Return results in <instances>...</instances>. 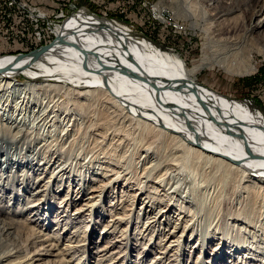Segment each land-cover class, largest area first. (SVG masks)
I'll use <instances>...</instances> for the list:
<instances>
[{
  "label": "rangeland",
  "instance_id": "1",
  "mask_svg": "<svg viewBox=\"0 0 264 264\" xmlns=\"http://www.w3.org/2000/svg\"><path fill=\"white\" fill-rule=\"evenodd\" d=\"M157 3L161 1L0 0V54H23L45 43L37 45L32 40L35 36V17L31 22L30 12L54 14H50L44 23H40L44 29L48 26L54 28L56 24H63L57 23L56 18L61 15V10L77 5L98 14L106 22L122 23L128 26L131 33L162 45L164 51L180 55L188 68L199 67L195 73L199 83L218 94L243 102L253 112L264 113V59L257 57L255 73H227L214 63L202 59L206 41L203 29L191 26L187 19L175 18L174 15L169 16V22L157 21ZM166 8L173 13L170 7ZM80 13L92 14L86 10ZM181 25L183 27H179ZM234 32L242 34L243 25L239 23L237 27H232L231 33ZM18 42L26 43L27 49L20 50L19 53V49L14 47ZM16 79L22 84L21 87L18 85L12 87L14 91L3 92L1 103L9 102L5 114L11 118L10 122H13L14 114L16 124L23 127L25 135L15 144L10 137H3L2 142L0 141V220L9 222L16 228L13 230L15 234L0 233V255L12 250L20 258L29 252L30 258L26 259L30 261L29 264H59L61 257H66L68 264H149L156 255L165 256L160 264H233L237 257L231 252L230 246L225 247V251L212 262L214 248L220 244L219 237L228 230L236 235L242 232L241 235L246 239L245 244L249 247H246L247 250L254 253L253 260L245 258L246 256L241 258L240 255L238 264H264V194L256 197L257 199L254 196L251 200L250 211L254 208L253 223L246 224L242 220L227 218V214L231 212L242 215L243 210L247 209L248 195L238 194L241 190L235 188V185L224 184L220 180L215 186L210 184L208 187L207 180L211 177L209 170L204 172L203 179L195 183L194 187L196 175L184 179L185 182H174V188L168 190L174 196L175 207L169 205L171 211L174 216H178V208L184 206L186 209L180 210L178 235L170 238V241L178 238L180 240L176 244L180 245L173 244L175 247L168 250L169 253L161 254L160 251H164L158 245L163 236L161 231L168 229L164 232L168 235L174 229L177 219L174 217L167 224L161 218L157 226L146 228L147 215L138 214L142 206V202L138 201L140 194L136 198L132 196L138 191L139 180H143L142 184L148 192L162 189L156 181L148 182L143 177L142 173L149 160L140 156L144 151L138 145L143 133L149 134L146 144L151 145L157 137L155 133L141 125V131L133 134L129 143H122L117 147L118 137L113 139L110 132L105 134L107 126L101 124L104 111L93 117L92 107L89 105L88 117L77 116L68 107L71 99L69 104H65L70 110H64L65 106H55L66 101L64 94L63 98L62 95L45 97L40 94L38 101H34L31 93L23 89L26 80L21 76ZM8 117H0V120L4 123ZM18 130L17 127L14 131ZM104 134L105 137L101 136ZM160 139L162 141L160 144L155 143L157 146L153 153L158 157L160 154L168 156V161L182 166L177 158L180 148L174 150L178 145L170 138ZM6 152L10 155L7 161ZM49 159L50 169L46 173L43 170L36 171L38 168L44 169L47 165L45 162ZM57 165L66 169L63 181L50 177L53 170H57ZM117 173L121 176L126 174L123 177L128 180V187L125 179L122 183L111 182ZM41 176L43 180L39 183L37 179ZM188 180L190 192L187 189ZM79 182L86 184L80 185L82 189H98L90 195H100L94 200V206L81 216L76 214L77 210L89 200L84 199L85 197L77 200L76 192L72 193L73 189L77 191L81 188ZM43 189L44 191H40ZM174 189L176 192L172 193ZM162 193L164 191H157L154 197L166 199ZM153 204L157 211L166 205L158 200ZM185 226L187 230L181 237ZM138 229L142 230L144 236L139 234L141 231ZM192 233L194 234L191 237ZM202 244L205 246L204 250ZM51 245H56V249L52 250ZM49 250L52 254H45ZM101 258L104 259L101 261Z\"/></svg>",
  "mask_w": 264,
  "mask_h": 264
},
{
  "label": "bare ground",
  "instance_id": "2",
  "mask_svg": "<svg viewBox=\"0 0 264 264\" xmlns=\"http://www.w3.org/2000/svg\"><path fill=\"white\" fill-rule=\"evenodd\" d=\"M160 1L161 3L156 4L157 21L169 22L171 19L169 16L174 15L175 18L187 19L191 26L203 29L206 39L203 60L214 63L230 74L255 73L257 57L264 59V0ZM166 7H170L173 13ZM82 11L85 10L77 12L66 23L53 25L54 28L48 26L46 29L40 23H44L52 13L30 12L31 22L35 17V36L33 35L32 40L37 45L45 43L23 54H0V117H8L5 111L9 102L1 103L3 92L8 93L13 90L12 87L18 85L21 87L22 84L18 82V78L16 79L17 76H21L26 80L23 89L31 93L34 101H38L40 94H44L45 97H52L53 94L62 95V98L64 94L66 101L55 106L64 108L66 102L69 104L72 100L68 107H71L77 116L88 117L89 105L92 107L93 117L104 111L100 119L101 124L107 126L105 134L110 132L113 139L118 137L117 147L122 143H129L132 135L141 131V125L146 130L153 131L157 137L151 145L146 144L149 138L147 133H143L138 141L139 147L144 151L140 156L150 161L142 174L148 182L154 180L162 189L148 192L149 190L142 184L143 180H139L137 187L139 193L137 191L132 196L136 198L140 194L138 201L142 202V206L138 214L147 215L146 228L157 226L161 218L170 224L176 217L174 229L168 232L170 236L164 233L168 229L161 231L163 236L158 244L164 249L160 251L161 254L169 253L170 249L175 247L173 244L179 242L178 238L172 241L170 238L177 237V228L181 224L179 212L185 208L184 206L178 208V216L173 215L170 206L175 207L174 196L170 195L168 190L174 188L176 183L196 175L194 187L195 183L203 179L207 170L211 174L207 186L210 184L215 186L221 180L224 184L231 183L235 188H240L238 194L247 193L249 198L247 209L243 210L242 215L231 212L227 214V218L252 224L254 208L250 211L251 200L254 196L256 198L264 194V113L253 112L243 102L218 94L199 83L195 75L199 67L188 68L180 55L164 51L162 45L159 46L144 36L139 37L131 33L128 26L122 23L106 22L107 20L104 21L105 19L98 15L80 13ZM61 16L56 18L59 19ZM239 23L243 25L244 32L231 33V28L237 27ZM26 45L18 42L14 47L19 49L20 53V50L27 49ZM68 107L65 106L64 110L71 109ZM6 119L7 123L0 120V141L4 139L3 137H10L13 144L19 143L21 136L25 135V130L16 124L14 114L13 122H10L9 117ZM13 127L15 129L18 127L19 130L14 131ZM105 134L101 136L105 137ZM163 137L170 138L178 145L174 150L180 148L177 158L182 166L168 161L170 160L168 156L160 154L158 157L153 153L157 146L155 143L160 144L162 141L160 138ZM6 158V161L10 158L7 152ZM50 162L51 159L47 160L46 167L38 168L36 171L43 170L46 173L50 169L48 168ZM56 169L50 177L63 181L66 169L60 165H57ZM119 173L111 182L122 183L126 174L121 176ZM41 180L43 176L37 179L39 183ZM68 180L70 181V178ZM50 181L51 179L48 183ZM128 183L127 180L125 182L127 187ZM78 184L86 185L85 182ZM169 184L171 186L167 187ZM188 185L187 189L190 192L189 180ZM69 187L71 188V184ZM97 190L82 187L77 191L73 189L72 193L76 192L77 200L85 197L87 201H92L91 205L84 202L76 214L85 215L86 211L94 206V200L100 195L90 194ZM157 191H164L162 194L166 199L155 198L154 194H157ZM171 192L176 191L174 189ZM143 194L146 196L141 197ZM157 200L166 204L158 211L153 204ZM15 229L9 222L0 220L1 234H15L13 231ZM186 230L187 226L181 237ZM138 231L144 236L142 230ZM241 233L236 235L225 230L219 237L220 244L214 248L212 262H215V258H218L227 246H230L231 252L237 257L233 264H238L240 255L241 258L246 256L245 258L253 260L254 253L247 250L249 247ZM202 247L204 250V244ZM51 249L55 250L56 245H51ZM50 250L45 254L51 255ZM28 253L19 258L17 252L13 253L12 250L4 252L0 255V264H29L30 261H26L30 258ZM58 253L61 254V251ZM164 258L165 256L156 255L149 264H160ZM68 263L66 257L60 258L59 264Z\"/></svg>",
  "mask_w": 264,
  "mask_h": 264
},
{
  "label": "built area",
  "instance_id": "3",
  "mask_svg": "<svg viewBox=\"0 0 264 264\" xmlns=\"http://www.w3.org/2000/svg\"><path fill=\"white\" fill-rule=\"evenodd\" d=\"M81 10H86V11H88V12L94 14V15H98V14L92 12L91 10H89L87 8H83V7H79L77 5H74L73 7L65 8V9L61 10V15L62 16H61V18H59L57 20L58 23H66L69 20V18L70 19L73 18L77 14V12H79ZM179 27H183V26L181 25Z\"/></svg>",
  "mask_w": 264,
  "mask_h": 264
},
{
  "label": "water",
  "instance_id": "4",
  "mask_svg": "<svg viewBox=\"0 0 264 264\" xmlns=\"http://www.w3.org/2000/svg\"><path fill=\"white\" fill-rule=\"evenodd\" d=\"M41 50V49H40ZM38 52V50L37 51H35L34 53L36 54Z\"/></svg>",
  "mask_w": 264,
  "mask_h": 264
}]
</instances>
